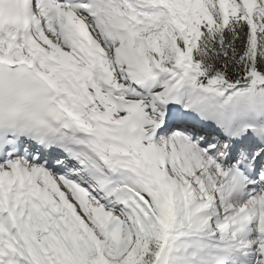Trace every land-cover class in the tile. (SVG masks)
<instances>
[{
    "label": "snow or ice",
    "instance_id": "snow-or-ice-1",
    "mask_svg": "<svg viewBox=\"0 0 264 264\" xmlns=\"http://www.w3.org/2000/svg\"><path fill=\"white\" fill-rule=\"evenodd\" d=\"M0 264H264V0H0Z\"/></svg>",
    "mask_w": 264,
    "mask_h": 264
}]
</instances>
